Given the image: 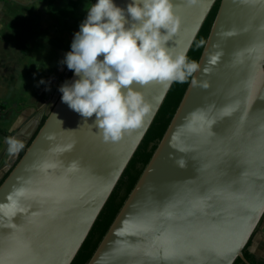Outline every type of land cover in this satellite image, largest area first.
Segmentation results:
<instances>
[{"label": "water", "instance_id": "water-1", "mask_svg": "<svg viewBox=\"0 0 264 264\" xmlns=\"http://www.w3.org/2000/svg\"><path fill=\"white\" fill-rule=\"evenodd\" d=\"M216 1L173 0L181 19L174 53L187 56ZM113 3L130 19L132 0ZM198 64L193 76L209 86L190 80L87 264H250L243 250L264 216V0H220ZM80 78L73 71L67 83ZM172 84L133 85L152 112L118 142H105L95 115L82 117L60 94L0 184V264L72 263Z\"/></svg>", "mask_w": 264, "mask_h": 264}, {"label": "clouds", "instance_id": "clouds-1", "mask_svg": "<svg viewBox=\"0 0 264 264\" xmlns=\"http://www.w3.org/2000/svg\"><path fill=\"white\" fill-rule=\"evenodd\" d=\"M197 2L187 0L189 5ZM126 12L130 19L113 0H98L88 7L87 18L75 34L72 50L64 61L81 78L71 85L66 82L59 89L62 101L76 113L84 118L95 115L94 124L105 142H118L125 133L142 128L152 112V106L133 88L134 84L154 81L183 84L193 77L192 87L209 86L193 76L200 70V64L189 62L186 54H176L169 47L181 25L173 0H132ZM204 44L200 40L197 46ZM222 55V51L210 54L209 64L216 65ZM222 112L231 114L227 108ZM208 123L211 127L214 120ZM6 143L10 154L24 148L23 142L14 137L6 138ZM176 163L184 167L186 162L181 158ZM75 166L74 162L72 167ZM22 194V190L15 193Z\"/></svg>", "mask_w": 264, "mask_h": 264}, {"label": "crops", "instance_id": "crops-1", "mask_svg": "<svg viewBox=\"0 0 264 264\" xmlns=\"http://www.w3.org/2000/svg\"><path fill=\"white\" fill-rule=\"evenodd\" d=\"M98 0H0V182L19 152L6 138L27 144L62 93L64 63L88 7ZM44 81V83H41ZM30 121L34 124L27 126ZM250 264H264V220L248 247ZM237 264H244L243 261Z\"/></svg>", "mask_w": 264, "mask_h": 264}, {"label": "trees", "instance_id": "trees-1", "mask_svg": "<svg viewBox=\"0 0 264 264\" xmlns=\"http://www.w3.org/2000/svg\"><path fill=\"white\" fill-rule=\"evenodd\" d=\"M219 5H220V0H217L214 6L212 7L209 15L207 16L205 22L203 23L197 37L195 38L187 54V59L189 62L195 61L198 63L205 44L201 47H198L197 45L199 44L200 40H204L206 43L212 23L217 14ZM72 73H73V70H71L70 73L67 75L66 82L70 79ZM191 78L192 77H189L188 80L183 84L179 82H173V84L171 85L148 131L146 132L144 138L142 139L137 150L135 151L133 157L131 158L127 167L122 173L119 181L117 182L107 202L105 203L102 210L100 211L89 234L87 235L85 241L83 242L81 248L79 249L78 253L76 254L71 264H87L89 260L91 259L92 255L94 254L100 242L102 241L104 235L106 234L109 227L111 226L114 219L116 218L125 200L131 193L134 186L136 185L146 165L150 161L155 149L157 148L164 133L166 132L184 96V93L188 87V84ZM2 107L3 106L0 104L1 110H3ZM45 119H46V116L40 121L38 128L35 130L34 135L30 139V141L24 145L23 149L19 151V155L15 163L13 164L11 169L7 172V174L4 176V178L1 180L0 184L10 173V171L15 166V164L20 160L28 144L36 136L39 129L43 125ZM263 220H264V216L261 222L259 223L257 229L255 230V232L260 228ZM251 240L252 238L249 240V242L247 243V245L245 246L243 250L244 256L246 257L247 260L252 259V257L250 256V253L248 252V247L251 243ZM241 261L242 260L240 258H237L234 264H237Z\"/></svg>", "mask_w": 264, "mask_h": 264}, {"label": "built area", "instance_id": "built-area-1", "mask_svg": "<svg viewBox=\"0 0 264 264\" xmlns=\"http://www.w3.org/2000/svg\"><path fill=\"white\" fill-rule=\"evenodd\" d=\"M1 111H2V110H1V108H0V115H1V113H2Z\"/></svg>", "mask_w": 264, "mask_h": 264}]
</instances>
